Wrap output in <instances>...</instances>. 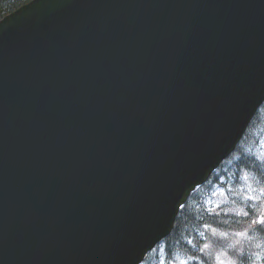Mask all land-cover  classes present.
Returning <instances> with one entry per match:
<instances>
[{
	"label": "water",
	"instance_id": "95a60500",
	"mask_svg": "<svg viewBox=\"0 0 264 264\" xmlns=\"http://www.w3.org/2000/svg\"><path fill=\"white\" fill-rule=\"evenodd\" d=\"M264 102V0H31L0 19V264H141Z\"/></svg>",
	"mask_w": 264,
	"mask_h": 264
},
{
	"label": "trees",
	"instance_id": "16d2710c",
	"mask_svg": "<svg viewBox=\"0 0 264 264\" xmlns=\"http://www.w3.org/2000/svg\"><path fill=\"white\" fill-rule=\"evenodd\" d=\"M29 1L0 0V19ZM257 216H264V103L236 150L189 196L169 236L142 264H228L229 246L248 264H264V231L257 230L264 226L249 228Z\"/></svg>",
	"mask_w": 264,
	"mask_h": 264
},
{
	"label": "snow or ice",
	"instance_id": "6c2138e0",
	"mask_svg": "<svg viewBox=\"0 0 264 264\" xmlns=\"http://www.w3.org/2000/svg\"><path fill=\"white\" fill-rule=\"evenodd\" d=\"M246 199L254 200L255 197L248 196L246 197ZM217 207H219V205H217ZM244 215L248 216L250 214L244 213ZM256 226H264V216H257L256 218L251 219L249 228H255ZM257 230L264 231V229H257ZM244 234L245 233L243 232L237 233V235H241V236ZM205 247H207V245H205ZM229 247L232 248V252L230 253L232 258L230 261H228V264H248V261H246V259L244 258L242 251H237L235 246H229ZM217 259H218V264H226L224 259L222 258H217ZM179 264H185V262L179 261Z\"/></svg>",
	"mask_w": 264,
	"mask_h": 264
}]
</instances>
